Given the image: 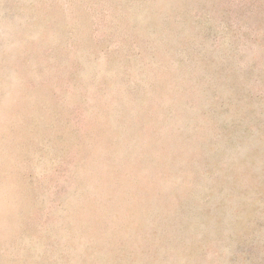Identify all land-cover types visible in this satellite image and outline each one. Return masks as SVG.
Returning a JSON list of instances; mask_svg holds the SVG:
<instances>
[{
    "label": "rangeland",
    "instance_id": "374dc122",
    "mask_svg": "<svg viewBox=\"0 0 264 264\" xmlns=\"http://www.w3.org/2000/svg\"><path fill=\"white\" fill-rule=\"evenodd\" d=\"M0 264H264V0H0Z\"/></svg>",
    "mask_w": 264,
    "mask_h": 264
}]
</instances>
